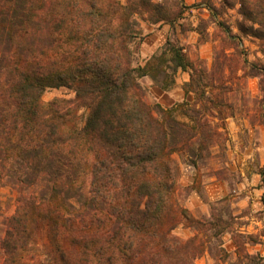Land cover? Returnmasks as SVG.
Segmentation results:
<instances>
[{
  "label": "trees",
  "instance_id": "1",
  "mask_svg": "<svg viewBox=\"0 0 264 264\" xmlns=\"http://www.w3.org/2000/svg\"><path fill=\"white\" fill-rule=\"evenodd\" d=\"M238 4L239 30L264 41V0ZM187 8L185 0H0V183L16 193L13 215L0 207V264H195L204 252L200 235L215 224L180 204L174 155L188 153L198 168L222 148L226 133L213 118H225L216 90H228L227 76L171 37L144 66L132 50L139 17L174 31ZM242 64L244 76L261 79L264 101V65ZM179 71L190 77L184 102L150 104L140 80L169 91ZM60 88L75 98L44 101ZM182 223L197 235L175 236Z\"/></svg>",
  "mask_w": 264,
  "mask_h": 264
},
{
  "label": "rangeland",
  "instance_id": "2",
  "mask_svg": "<svg viewBox=\"0 0 264 264\" xmlns=\"http://www.w3.org/2000/svg\"><path fill=\"white\" fill-rule=\"evenodd\" d=\"M224 1L185 0L188 8L174 31L170 25H152L139 17L141 31L132 50L135 66H144L171 37L192 60L203 61L209 68L214 66L217 75L225 71L229 93L216 90L225 118H213L226 133L223 146L214 153H205L208 159L200 162L198 168L190 164L188 153L174 155L181 167L178 199L195 219L215 224L206 236L200 235L206 244L195 264H264V101L261 79L244 76L241 71L245 60L249 68L253 64L264 65V41L239 30L242 17L238 0H228L230 4ZM209 6L215 10H209ZM198 28L205 31L203 36ZM215 52L222 55L217 61ZM225 55L231 59L228 66L224 65ZM189 78L188 73L179 71L176 86L169 91L153 86L148 78L140 82L147 91V101L168 110L184 102L183 85ZM74 98L75 93L68 88L48 89L43 96L45 102ZM81 114L85 116L86 111ZM176 116L188 121L180 111ZM0 207L4 217L13 215L16 209V193L2 183ZM197 233L185 223L173 231L183 240Z\"/></svg>",
  "mask_w": 264,
  "mask_h": 264
}]
</instances>
